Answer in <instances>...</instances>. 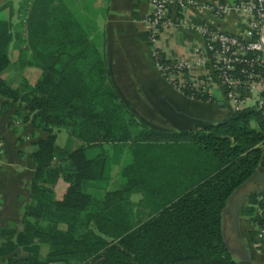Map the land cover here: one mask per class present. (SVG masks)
I'll return each mask as SVG.
<instances>
[{
    "label": "trees",
    "instance_id": "trees-1",
    "mask_svg": "<svg viewBox=\"0 0 264 264\" xmlns=\"http://www.w3.org/2000/svg\"><path fill=\"white\" fill-rule=\"evenodd\" d=\"M86 3H20L26 33L16 34L14 45L19 66L42 70L33 86L24 80L13 88L1 76L11 63L13 35L10 21L0 19V110L18 102L45 133L31 154L35 201L24 207L21 228L0 227L4 264H238L224 210L257 173L264 102L194 131L141 126L109 79L95 23L81 11ZM182 90L209 99L189 86ZM61 127L82 142L63 153L64 166L53 161ZM108 143L111 153L103 148ZM113 161L118 184L109 188Z\"/></svg>",
    "mask_w": 264,
    "mask_h": 264
},
{
    "label": "crops",
    "instance_id": "crops-1",
    "mask_svg": "<svg viewBox=\"0 0 264 264\" xmlns=\"http://www.w3.org/2000/svg\"><path fill=\"white\" fill-rule=\"evenodd\" d=\"M9 1L12 5V0ZM197 1L198 4L185 7L172 3L168 16L175 25L157 37L156 46L165 58L192 63L183 75L177 76L179 84L165 78L157 68L152 45L147 41L144 19L149 15V0H86L88 6L81 8L95 23L111 83L128 113L141 126L160 132L194 131L218 122L232 112L224 87L218 82L205 83V75L210 72L213 61L198 29L207 25L228 34L242 35L249 31L253 37H258L264 26L262 23L255 28L250 26L251 18L234 7L239 0ZM210 1L229 5L231 10L219 16L202 7V3ZM0 19L10 21L12 14L0 11ZM14 50L18 51V46L10 44L8 51L13 53ZM199 51L206 56V61H196ZM10 59V65L1 76L13 88L24 80L33 86L42 70L36 66H19L17 58ZM182 86L194 87V91L199 90L198 93L208 95L209 99H197L185 93ZM59 134L56 145L65 152L82 145L68 134L60 143ZM44 136L43 131L31 124L24 107L10 108L5 113L0 110V138L3 142L0 227L21 228L24 207L35 201L30 193L35 175L31 154L36 141ZM103 148L111 153L110 144H103ZM53 161L55 165L59 163L56 159ZM118 172L119 164L111 162L110 178L117 179ZM109 188H112L110 184ZM250 192L256 195L252 199L249 198ZM261 192H264V144L255 177L238 188L225 205V235L235 248L233 257L238 264H264V234H258L262 203L257 197ZM60 225L64 226L63 223ZM47 249V244L43 243L41 253L46 254ZM0 264H4L1 255Z\"/></svg>",
    "mask_w": 264,
    "mask_h": 264
},
{
    "label": "built area",
    "instance_id": "built-area-1",
    "mask_svg": "<svg viewBox=\"0 0 264 264\" xmlns=\"http://www.w3.org/2000/svg\"><path fill=\"white\" fill-rule=\"evenodd\" d=\"M172 3L185 7L187 4L196 5L198 1L149 0L150 11L144 19V30L147 41L152 45V54L157 68L165 78L179 84L177 76L183 75L192 63L165 58L156 46L158 35L175 25L168 16V9ZM202 7L219 16H224L231 10L229 5L211 1L202 3ZM234 7L251 18L252 28L264 21V0H239ZM198 30L213 61L210 72L205 75V83L218 82L224 87L226 99L232 111L255 104L261 106L264 102V64L261 45L264 30L258 37H253L249 31H245L242 35L228 34L207 25H202ZM206 59L203 52L199 51L196 61L203 62ZM190 88L194 87L190 86ZM196 91L199 90L196 89ZM2 148L3 142L0 139V169ZM260 197L264 199V195ZM258 234H264V211L258 225Z\"/></svg>",
    "mask_w": 264,
    "mask_h": 264
},
{
    "label": "rangeland",
    "instance_id": "rangeland-1",
    "mask_svg": "<svg viewBox=\"0 0 264 264\" xmlns=\"http://www.w3.org/2000/svg\"><path fill=\"white\" fill-rule=\"evenodd\" d=\"M22 1L23 0H12V5H11V4H9L10 3L9 0H0V11H5L7 13H11L12 14V19L10 20V24H11L10 25V31H11V33L13 35V39L10 42V44H12V46L15 44V35L16 34L19 37H25V33H26L24 12H22L21 4H20ZM262 26H264V21L262 22ZM22 45H24V44H22ZM20 47H22V46L20 45ZM8 55H9L10 58L12 57V58L16 59V58H18V51L14 50L13 53L8 51ZM17 103L18 102L14 103L15 106L12 107V109H16V108L22 107V106L17 105ZM57 133H60L58 135V140H60V143L64 142L65 138H66V135L68 134L67 129H65L64 127H61L59 130H57L56 131V138H57ZM65 151L66 150H63L62 148L59 151V155H57V159H56L59 162L58 165H60V164L63 165V166L66 165L64 161H61V159L65 156L63 154ZM109 184H110V187L116 186L118 184V178L117 179H111L110 175H109V183H108V185ZM88 189L98 190V191L102 190V189H99L97 187H92V186L88 187ZM132 198H133V200H137L138 194L134 193L132 195ZM41 248H42V245H41Z\"/></svg>",
    "mask_w": 264,
    "mask_h": 264
},
{
    "label": "water",
    "instance_id": "water-1",
    "mask_svg": "<svg viewBox=\"0 0 264 264\" xmlns=\"http://www.w3.org/2000/svg\"><path fill=\"white\" fill-rule=\"evenodd\" d=\"M261 45H262V60H263V64H264V35L261 39Z\"/></svg>",
    "mask_w": 264,
    "mask_h": 264
}]
</instances>
